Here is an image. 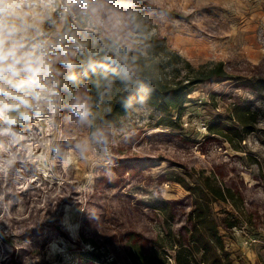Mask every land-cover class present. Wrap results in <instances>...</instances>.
Listing matches in <instances>:
<instances>
[{"label": "rangeland", "instance_id": "374dc122", "mask_svg": "<svg viewBox=\"0 0 264 264\" xmlns=\"http://www.w3.org/2000/svg\"><path fill=\"white\" fill-rule=\"evenodd\" d=\"M107 6L120 14L115 27L107 23V12L99 20L69 15L55 28L45 27L52 33L70 31L81 44L84 36L93 43L113 38L120 43L117 53L126 54L133 68L142 56L157 62L179 57V74L157 68L162 82L186 78L185 62L195 69L221 62L231 80L194 86L181 127L174 131L157 126L161 113L143 100L132 102L112 125L97 129L91 118L108 107L92 109L82 87L62 88V106L52 124L43 119L23 122L16 126L14 139L0 138V168L10 167L23 153L36 170L27 178L40 177L38 183L47 182L51 192L49 205L37 204L29 194L7 208L0 189V259L16 255L19 264H92L81 259L89 252L99 259L94 264H119L117 256L125 251L128 234L144 247L164 237L170 223L164 220L163 202L173 210L174 231L181 229L191 209L189 194L170 180L179 176L194 184L203 173L242 198L240 214L230 202L212 205L220 227L239 215L240 227L232 232L221 229L233 263L264 264V91L243 85L264 79V0H107ZM135 6L141 12L140 33L131 30L138 20L133 19ZM104 90L108 105L114 90L107 85ZM77 96L92 113L88 124H79L69 107ZM233 105L255 115L253 130L234 147L208 131L217 117L225 121L231 116ZM98 132L101 141L93 139ZM63 141L65 147L59 146ZM82 141L88 143L83 152L76 148ZM65 181L74 182L80 197L92 191L90 206L56 201L52 184ZM6 202L9 206L11 200ZM56 226H62L66 236L56 235ZM42 233L51 236L42 241Z\"/></svg>", "mask_w": 264, "mask_h": 264}, {"label": "trees", "instance_id": "16d2710c", "mask_svg": "<svg viewBox=\"0 0 264 264\" xmlns=\"http://www.w3.org/2000/svg\"><path fill=\"white\" fill-rule=\"evenodd\" d=\"M134 8L136 14L133 19L137 18L138 20H132L131 30L140 33L142 27L139 25L137 17L141 13L140 7L135 6ZM89 38L84 36L83 51L77 52L74 61L75 67L70 72H65L61 85L66 90L71 89L72 91L80 87L84 91L86 90L85 94H88L89 105L92 109L100 108V105L108 107V110H101L100 114L92 116V126L95 125L97 129L112 125L128 112L132 102L143 100L161 113L157 126L174 131L181 127L182 111L188 102L186 98L192 93L194 86L213 79L231 80V77L224 71L221 62L210 66H200L196 69L185 62V67L188 69L186 78L174 83L162 82L157 74V68L162 70L168 68L179 74L180 70L175 69L176 60L179 57L162 59L157 62L155 58L152 60L147 56H142L138 59L139 65L133 68L127 62L126 54L117 53V46L120 43L113 38L106 39L105 43L99 40L93 43ZM69 75H74L75 79H68ZM106 85L114 90V96L108 105L105 104L104 87ZM243 85L256 89L258 92L264 91V79L244 81ZM254 119V113L250 112L248 108L233 105L231 116L225 121H234L236 124H226L224 120L217 117L209 125L208 131L211 136H218L223 142L234 147V143L243 142L246 135L253 130ZM64 143V141L59 143V146L65 147ZM61 150L63 151V148ZM211 167L213 171V166ZM31 173L36 174L35 166L26 160L23 153L17 155V161L10 167L0 168V189L5 195V201L2 200L3 206L11 208L18 199L30 196L29 194L35 196L37 204L43 205L45 202L47 205L51 204L48 183L39 184L40 177L28 179L27 176ZM170 182L179 184L189 194L191 209L186 215L184 225L178 232L174 231L172 227L173 210L169 203L163 202L161 211L165 222L170 223L164 237L150 242L149 247H144L143 243L138 240L134 241V234H128L123 241L126 249L124 248L125 251L117 256L119 264H171L169 259L173 262L172 264H234L230 254L226 251L221 231L232 232L240 227L237 218L239 215L235 217L236 219L232 215L231 222L223 221L221 223L223 225L220 227L212 217V205L230 202L236 213H243L242 207H240L242 205L241 196L233 192L232 189L224 185L221 186L213 176L203 173L199 174L198 181L194 184L187 183L184 178L179 176H173ZM74 186V182L68 181L60 185L53 183L51 188L56 201L60 202L63 199L62 201L68 204L90 206L92 191L86 192L80 197L81 192ZM80 198L82 199L80 200ZM6 199L11 200L9 206ZM53 232L57 233L56 235L66 236L62 226H56ZM46 233H42L45 234L42 241L51 236V233ZM137 235L140 238L139 234ZM169 252H172L173 255H170ZM15 257L16 255H13L10 258L0 259V264H8V262L19 264ZM81 259L92 264L99 262L98 257L89 252L84 253Z\"/></svg>", "mask_w": 264, "mask_h": 264}, {"label": "clouds", "instance_id": "9594fccd", "mask_svg": "<svg viewBox=\"0 0 264 264\" xmlns=\"http://www.w3.org/2000/svg\"><path fill=\"white\" fill-rule=\"evenodd\" d=\"M105 12L107 23L115 27L120 14L107 0H0V138L14 139L23 122L52 124L62 106L59 77L65 72L57 65L70 72L83 45L70 31L52 33L45 25L55 28L58 20L76 14L99 20ZM69 107L79 124L89 123L92 113L85 100L77 96ZM93 139L101 141L103 134ZM87 146L82 141L76 148L83 152Z\"/></svg>", "mask_w": 264, "mask_h": 264}]
</instances>
